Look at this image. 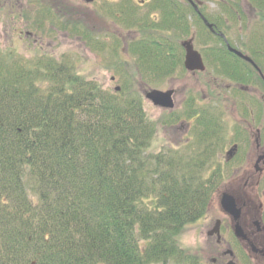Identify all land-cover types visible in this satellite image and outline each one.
Returning <instances> with one entry per match:
<instances>
[{"label":"trees","instance_id":"obj_1","mask_svg":"<svg viewBox=\"0 0 264 264\" xmlns=\"http://www.w3.org/2000/svg\"><path fill=\"white\" fill-rule=\"evenodd\" d=\"M159 45L138 49L165 68ZM45 60L0 55V264H200L175 237L205 213L215 172L149 152L139 95Z\"/></svg>","mask_w":264,"mask_h":264},{"label":"rangeland","instance_id":"obj_2","mask_svg":"<svg viewBox=\"0 0 264 264\" xmlns=\"http://www.w3.org/2000/svg\"><path fill=\"white\" fill-rule=\"evenodd\" d=\"M70 1L82 7L83 19H75L77 28L69 29L62 23L61 28L51 31V33H48L47 29L35 32L34 30L37 29L32 24L27 25L19 17L7 20L5 16H0V55L8 57L10 64L18 61L29 66L42 61L41 64H43L46 58H51L54 59V62L72 67L75 74L94 82L103 90L113 92L116 88H120V91L124 90L125 93L139 95L145 115L155 128L149 149L150 153L169 152V156H171L173 150L188 144L190 152L187 153L186 150L182 154L203 161L199 155L203 152L206 163L204 167L208 170H216L218 162L223 167L220 171L223 177L216 174L214 188L220 182L221 184L213 194L215 199L210 205L208 214L206 213L204 218L196 224L185 227L176 240L177 247L185 254L197 258L200 264H212L211 260L221 249L214 248V240H207L206 233L212 228L217 218L215 215L217 200L221 192L232 188L228 176L235 169L244 167V154L251 150L252 146L251 144L245 145V149L243 146L237 158L224 164L221 158L223 149L218 157L216 154L212 155V149L215 147L214 142L219 140L220 136L224 137L223 140L231 139L232 143L242 140L244 136L237 134V127L242 125L240 116L247 106L254 111V126L259 128L263 125L264 102H258L254 96L235 95L234 90H225L226 86H237L235 80L240 78V75L236 79L233 77L234 70L222 71V62L231 64L226 58L220 63L213 64L209 62L208 54L204 52L205 73L192 76L178 66L174 69L172 78L169 77L168 82L165 75H155L153 63L148 65L139 62L137 49H125L128 43L135 41L143 45L141 40L166 39L165 30L149 29L151 24L157 25L162 19V8L160 7L162 2L147 0L148 3L144 7L138 8L131 0L129 2H126L128 0H95V5L88 6L84 4V0ZM200 1L203 2L205 14L212 22L217 19L224 24L222 26L220 23V29L227 35L229 45L232 48L243 50L246 55L254 58L260 68L264 69V54L256 52L255 55L253 51L256 49L264 52V9L256 6L257 0H253V2L247 0L251 6L244 0ZM156 3L159 4V7L154 9L153 6ZM121 4L126 5L124 10L120 6ZM177 9H179L178 14L182 13V22H184L183 18L187 13L185 7L181 4V7ZM116 16L119 20H116ZM175 19L181 22L179 17ZM123 20L128 23H123ZM190 25L188 27L191 33L198 34L194 41L196 51L202 54L201 51L215 47L213 40L206 37L196 21L190 22ZM14 30L15 33H13ZM83 31L85 34L80 36ZM18 32L35 33L36 45L32 40H24ZM171 33L172 29L169 30V34ZM173 36L176 39V56L179 58L181 56L179 44L190 38V32L188 36L182 32L180 34L173 33ZM148 48L150 51L152 50L150 46ZM231 67L237 68L238 66L233 64ZM238 72L240 73V71ZM168 89L176 90L174 109L170 112L156 109L143 99V95L149 91H166ZM193 108L203 110L200 119L191 120L187 112ZM217 120L221 123L218 124ZM185 125H188L189 129L191 128L190 141L181 138ZM225 180L226 182H223ZM225 239L230 242L228 237L225 236ZM233 242L231 239L230 245Z\"/></svg>","mask_w":264,"mask_h":264},{"label":"flooded vegetation","instance_id":"obj_3","mask_svg":"<svg viewBox=\"0 0 264 264\" xmlns=\"http://www.w3.org/2000/svg\"><path fill=\"white\" fill-rule=\"evenodd\" d=\"M131 1L138 8L142 7L145 4L144 0L143 3L142 0ZM178 1L183 4L186 12H188L190 8L194 10V14L200 19L199 9H202L203 7V4L200 1L192 0L193 5L186 0ZM83 2L87 6L96 4L95 0H93V2L89 4H86L85 0ZM169 2H171V0H169ZM194 7H196L197 10H195ZM81 8L82 7L71 3L70 0H0V16H5L7 20H13L15 17H19L27 25H29L30 22L27 19L29 17H32L34 20L39 17H45L42 21H37L35 22V24H33V26L37 29L34 30L35 32L43 31L40 29H42V27L44 26V20L49 18L54 20V25L50 26V28L47 29L48 33L61 28L63 21H65L68 25H71L72 22H76L75 19L82 20L83 14L81 12ZM216 31L217 33L219 32L218 29H216ZM13 33H15V30L13 31ZM18 33L20 36H23L24 40H32V42L36 45L37 40L34 36L36 35L35 33ZM217 33L211 34L215 38H221ZM179 48L181 51V56L178 58L175 51L177 47L175 45H169L168 31L166 44L167 54L165 56L168 66V82L169 79L172 78L171 76L174 73V69L178 66H180L186 73H188L183 66L185 52L181 48V45H179ZM237 50L239 51L241 49L237 48ZM201 52L202 54L200 55L201 57L203 56L202 59L204 58L203 63L204 61H206V58L203 55L204 52L208 54L210 63H220V54L222 55L221 45H216L214 48H208L207 50ZM230 55L229 57L231 58V60H233L235 64L241 66V73L243 74V72L245 73L246 71L247 75H244V79H239V83L235 82L237 86L232 87L231 85H229L225 87V90H234L233 93L235 95L245 97L254 96L257 98L258 102H264V76L262 75V73L260 74V76L259 73L254 70L249 64L243 62L240 59L234 58V54ZM188 74L195 76L196 74L203 73L194 72ZM169 91L172 92L174 99L176 96V90L169 89ZM202 112L203 110H201L200 108H193L187 113L190 115V118L192 120L195 119V117L199 119ZM262 113L264 114L263 110ZM253 116L254 111L250 109L249 106L244 109L242 115L240 116L242 125H239L237 127V134H242L244 136L242 137L241 141L232 143L231 139L223 140L224 137L220 136V139L214 142L215 147L212 149V152L216 154L217 157L223 149L224 151L221 155V158L224 164H228L234 158H237L239 156L243 146V149H245V145H252L251 150L246 151V153L244 154V167L235 169L230 174V176H228V178H230V180L228 181L232 183V188L226 192L220 193V195L222 193L231 195L235 204V210H239V217L237 220H234V218H231L228 215L220 216L221 219L218 220V235L208 237V240H214L215 249H221L215 254V258L211 260L212 264H227L230 261L234 264H264V124L259 128H256L254 126ZM189 131V126L185 125L181 134V138H185V140L188 141L190 139ZM183 146L186 147V145ZM230 153H232V157L229 156ZM221 168L223 167L219 165L218 170L221 171ZM220 176L223 177L222 172H220ZM226 180L223 182H226ZM236 224H238L241 229V233L243 235L242 240H237L233 233V227ZM210 231L211 230H209L207 233H209ZM225 236L230 239V242L231 239L234 242L230 245V242H227Z\"/></svg>","mask_w":264,"mask_h":264},{"label":"water","instance_id":"obj_4","mask_svg":"<svg viewBox=\"0 0 264 264\" xmlns=\"http://www.w3.org/2000/svg\"><path fill=\"white\" fill-rule=\"evenodd\" d=\"M87 2H90L92 0H86ZM207 25V23L205 22ZM207 27L211 30V26L207 25ZM183 48L185 49L186 56H185V68L186 70L192 72V71H203V65L200 59V56L193 51V48L191 46V41L185 42L182 44ZM236 55H239V53L234 52ZM240 56V55H239ZM118 90V89H117ZM145 99L150 101L153 106L169 110L172 108L171 104V92H160V91H150L146 94ZM233 199L227 195H223L220 200V205L223 209V211L233 216L235 220L239 217V211L233 210ZM235 234L237 237H241V231L240 228L235 226Z\"/></svg>","mask_w":264,"mask_h":264}]
</instances>
